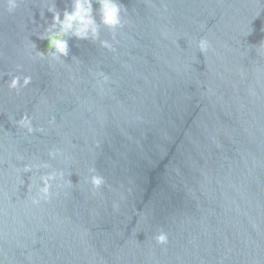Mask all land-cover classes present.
<instances>
[{"label":"water","instance_id":"obj_1","mask_svg":"<svg viewBox=\"0 0 264 264\" xmlns=\"http://www.w3.org/2000/svg\"><path fill=\"white\" fill-rule=\"evenodd\" d=\"M52 3L0 7V264H264V0H119L112 50L60 62L36 55Z\"/></svg>","mask_w":264,"mask_h":264},{"label":"clouds","instance_id":"obj_2","mask_svg":"<svg viewBox=\"0 0 264 264\" xmlns=\"http://www.w3.org/2000/svg\"><path fill=\"white\" fill-rule=\"evenodd\" d=\"M21 0H0V7L12 14L16 11ZM93 3L98 5L94 10ZM47 11L51 13V23H46V27L41 34V39L47 40L46 49L44 52L36 51V55L40 58L45 56L53 61H64V58L69 56V39L76 38L77 40L91 41L99 43L101 48L112 50L111 44L107 40L100 39L101 28L107 29L110 33L115 34L117 29L123 26L122 17L126 14V10L119 3V0H71L70 9L66 8L63 13L59 12L55 4L47 7ZM99 17V21L97 20ZM62 17V18H61ZM196 48L203 55L210 50V42L207 38L199 39ZM261 53H264V44L259 48ZM103 76V73H101ZM104 82H107V77L104 76ZM32 83L30 76L23 77L22 81L19 76L11 77L8 82L10 90H18L26 88ZM17 126L25 129L29 134H32L34 129L32 119L28 115H24L19 121H16ZM55 153H49L53 157ZM43 167H46L44 165ZM24 173H31V167L25 166ZM63 178V174L50 173L40 177L42 187L38 189V196L33 199L32 203L38 205L41 201H47L49 198L50 182ZM94 190H99L104 184L105 179L98 174L95 168L90 169V179L88 180ZM114 209L116 206H113ZM158 245L164 246L168 243V236L161 232L155 237Z\"/></svg>","mask_w":264,"mask_h":264},{"label":"flooded vegetation","instance_id":"obj_3","mask_svg":"<svg viewBox=\"0 0 264 264\" xmlns=\"http://www.w3.org/2000/svg\"><path fill=\"white\" fill-rule=\"evenodd\" d=\"M47 45V44H46ZM46 45H44V49H46Z\"/></svg>","mask_w":264,"mask_h":264}]
</instances>
